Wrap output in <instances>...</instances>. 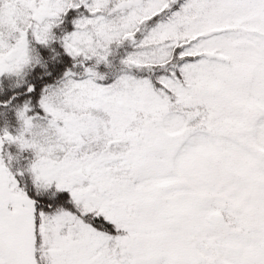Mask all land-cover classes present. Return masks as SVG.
Instances as JSON below:
<instances>
[{
	"label": "snow or ice",
	"instance_id": "obj_1",
	"mask_svg": "<svg viewBox=\"0 0 264 264\" xmlns=\"http://www.w3.org/2000/svg\"><path fill=\"white\" fill-rule=\"evenodd\" d=\"M0 264H264V0H0Z\"/></svg>",
	"mask_w": 264,
	"mask_h": 264
}]
</instances>
